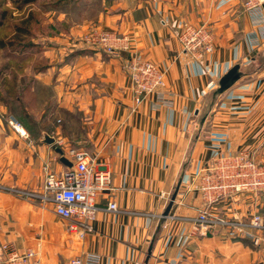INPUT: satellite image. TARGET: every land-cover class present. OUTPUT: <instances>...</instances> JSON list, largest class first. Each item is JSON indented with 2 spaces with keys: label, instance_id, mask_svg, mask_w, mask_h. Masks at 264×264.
<instances>
[{
  "label": "crops",
  "instance_id": "1",
  "mask_svg": "<svg viewBox=\"0 0 264 264\" xmlns=\"http://www.w3.org/2000/svg\"><path fill=\"white\" fill-rule=\"evenodd\" d=\"M101 1L99 13L63 39L65 56L41 70L54 71L52 102L63 101L68 116L51 124L41 113L40 136L0 137V244L33 248L45 264L74 256L83 264H264V230L234 233L228 224H249L264 209V194L220 200L211 208L214 223L197 230L201 199L192 189L221 154L247 150L264 161V6L248 10L242 0ZM185 23L212 30V53L197 59L183 51L176 32ZM93 25L127 36L165 69L172 104L154 106L152 97L136 106L124 67L128 52L109 54L79 39ZM235 64L240 79L214 97ZM43 133L60 141L68 159L74 143L98 156L110 173L90 221L93 230L84 238L69 233V221L40 197L45 163L59 175L69 170L58 142L44 143ZM110 199L119 211L106 209Z\"/></svg>",
  "mask_w": 264,
  "mask_h": 264
},
{
  "label": "built area",
  "instance_id": "2",
  "mask_svg": "<svg viewBox=\"0 0 264 264\" xmlns=\"http://www.w3.org/2000/svg\"><path fill=\"white\" fill-rule=\"evenodd\" d=\"M242 2L248 10L264 6V0ZM176 35L183 51L190 53L194 58L202 59L215 49L214 34L204 25L185 23ZM82 41L88 46L113 55H120L122 51L128 52L124 67L131 80L136 106L152 97H155L152 103L154 106L172 104L167 90V71L134 49L127 36L121 37L115 32L93 29L84 34ZM16 129L22 136H27V132L19 130V126H16ZM68 154L74 165L61 175L52 171L49 163L44 164L46 177L40 197L44 202L53 203L56 213L69 221V233L84 238L93 230L90 221L95 218L99 208V196L109 189L110 173L100 163L98 156L84 148H70ZM197 181V185L192 186V189L199 193L201 206L197 208L194 228L204 230L215 221L211 213L213 204L239 194H251L255 198L263 196L264 161L247 150L236 154H221L206 164ZM25 194L36 195L34 192ZM106 209L116 212L119 211V206L114 199H110ZM236 222L228 224L239 229L241 233L253 235L252 230H264V209H257L247 225ZM91 259L95 261L97 258L90 256ZM0 264L45 263L35 249L29 247L20 250L11 242H5L0 244ZM62 264H83V258L74 256Z\"/></svg>",
  "mask_w": 264,
  "mask_h": 264
},
{
  "label": "rangeland",
  "instance_id": "3",
  "mask_svg": "<svg viewBox=\"0 0 264 264\" xmlns=\"http://www.w3.org/2000/svg\"><path fill=\"white\" fill-rule=\"evenodd\" d=\"M78 1L35 0L27 3L25 0H0L1 138L22 136L16 126L23 127L27 136H40L45 125L43 121L38 122L41 113L48 115L51 124H60L59 119L65 120L68 116L63 112V101L52 102L57 89L55 82V86L50 84L54 71L49 69L42 73L41 70L65 56L63 39L72 35L73 27L84 25L89 17L96 16L103 5L101 0ZM93 29L105 30L93 25L84 34ZM53 107L56 112L51 115ZM62 129L66 131L64 126ZM73 145L75 149L82 148ZM60 146L58 141L57 147ZM231 229L234 233H241L239 229Z\"/></svg>",
  "mask_w": 264,
  "mask_h": 264
},
{
  "label": "water",
  "instance_id": "4",
  "mask_svg": "<svg viewBox=\"0 0 264 264\" xmlns=\"http://www.w3.org/2000/svg\"><path fill=\"white\" fill-rule=\"evenodd\" d=\"M242 75V72L240 70V64H235L226 74H224L222 76V78L219 81V86L218 88L215 90L214 92V97H216L217 95H220L222 93H224L226 90H228L231 86H233L236 81H238L240 79ZM44 143L49 144V145H55L58 141L57 138L55 136H52L48 133H43V140ZM56 151L60 154V161L63 162L64 164H66L69 168H72L74 163L72 160L68 159L65 154H64V150L61 147H57ZM179 190V186L176 188L171 201L163 215V217L168 216L169 211L172 208V205L174 203V201L176 200L177 197V193Z\"/></svg>",
  "mask_w": 264,
  "mask_h": 264
},
{
  "label": "bare ground",
  "instance_id": "5",
  "mask_svg": "<svg viewBox=\"0 0 264 264\" xmlns=\"http://www.w3.org/2000/svg\"><path fill=\"white\" fill-rule=\"evenodd\" d=\"M19 130H21V131H25V129L23 128V127H19Z\"/></svg>",
  "mask_w": 264,
  "mask_h": 264
},
{
  "label": "trees",
  "instance_id": "6",
  "mask_svg": "<svg viewBox=\"0 0 264 264\" xmlns=\"http://www.w3.org/2000/svg\"><path fill=\"white\" fill-rule=\"evenodd\" d=\"M25 1L28 3V2H33V1H35V0H25Z\"/></svg>",
  "mask_w": 264,
  "mask_h": 264
}]
</instances>
